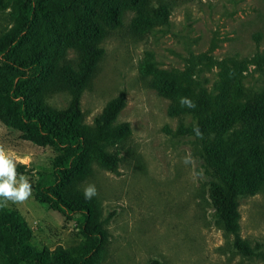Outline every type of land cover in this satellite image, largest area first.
Returning a JSON list of instances; mask_svg holds the SVG:
<instances>
[{
	"label": "rangeland",
	"instance_id": "obj_1",
	"mask_svg": "<svg viewBox=\"0 0 264 264\" xmlns=\"http://www.w3.org/2000/svg\"><path fill=\"white\" fill-rule=\"evenodd\" d=\"M134 2L47 0V17L24 33L21 0L0 10V39L20 40L7 59L42 65L25 91L30 111L54 119L52 110H70L68 87L82 82L81 59L93 46L104 54L83 85L80 123L93 128L110 101L127 97L116 123L130 124L132 133L107 148L119 156L116 170L93 160L64 186L83 193L95 186L89 201L109 238L99 264H264V153L247 154L252 145L264 146V133L221 122L228 105L240 112L264 100V0H179L147 20L137 18ZM117 9L121 26L112 29ZM21 73L0 67V147L16 168L50 173L62 151L41 146V136L11 107L10 85ZM181 97L194 107L181 105ZM213 168L239 193L240 238L251 254L216 215L209 183L221 180ZM24 176L31 195L0 206L27 221L32 246L48 264H73L54 253L76 255L84 218L68 220L36 198V178ZM0 264H21L1 234Z\"/></svg>",
	"mask_w": 264,
	"mask_h": 264
},
{
	"label": "trees",
	"instance_id": "obj_2",
	"mask_svg": "<svg viewBox=\"0 0 264 264\" xmlns=\"http://www.w3.org/2000/svg\"><path fill=\"white\" fill-rule=\"evenodd\" d=\"M11 0H0V10L7 7ZM47 0H21L24 20L21 31L27 32L39 17H47L49 10L45 7ZM179 0H135L131 9L139 20H147L151 15H164L171 11ZM110 26L112 29L121 26V9L112 10ZM17 38L4 37L0 39V67L20 70L22 73L11 83V107L15 117L33 130L41 139L38 143L43 147H52L62 151L54 162L52 172H34L24 165L17 166V173L36 178L34 194L36 198L47 203L52 209L58 211L68 220L76 216L84 218L81 233L84 242L76 249L75 253L63 249L54 254L63 258L72 259L73 264H99L108 243V235L103 229L102 222L91 205L85 199L84 193L75 188H64L71 174L79 173L93 160L104 168L115 171L119 165L118 154H111L108 146L120 143L132 133L128 123L117 124L120 113L127 104V97L121 94L110 101L102 114L96 118L93 128L80 123L82 117L81 97L83 85L91 80L95 74L104 50L93 46L91 56L86 60L81 59L82 82L68 87L72 91V102L69 111L52 110L54 119L40 116L35 111H30L24 99L25 91L29 85L42 72V65L37 60L13 62L8 60V55L15 49L20 41ZM89 51V49H88ZM67 85V84H66ZM65 86V85H64ZM204 105V102H203ZM235 112V105L225 108L221 122L234 124L244 123L248 128L264 133V100L253 108H246ZM220 129V127H217ZM264 153V146L252 145L248 153ZM247 154H242L247 158ZM243 159L233 162L231 172L236 173ZM221 183H209V197L219 221L224 229L235 236L236 246L246 254H251L249 247L240 238L238 199L239 193L234 185L226 179L221 171L214 170ZM0 234L7 241V249L21 264H48L44 252L32 246L33 233L27 221L16 211L7 210L0 206ZM152 264H161L154 261Z\"/></svg>",
	"mask_w": 264,
	"mask_h": 264
},
{
	"label": "clouds",
	"instance_id": "obj_3",
	"mask_svg": "<svg viewBox=\"0 0 264 264\" xmlns=\"http://www.w3.org/2000/svg\"><path fill=\"white\" fill-rule=\"evenodd\" d=\"M181 105L194 107L185 97L180 99ZM96 194L94 185L84 189L85 199H91ZM31 195V185L24 175L16 170L15 158L6 149L0 147V205L6 201L23 202Z\"/></svg>",
	"mask_w": 264,
	"mask_h": 264
}]
</instances>
